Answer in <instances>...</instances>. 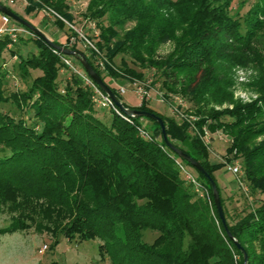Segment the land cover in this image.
Returning a JSON list of instances; mask_svg holds the SVG:
<instances>
[{
	"label": "trees",
	"instance_id": "16d2710c",
	"mask_svg": "<svg viewBox=\"0 0 264 264\" xmlns=\"http://www.w3.org/2000/svg\"><path fill=\"white\" fill-rule=\"evenodd\" d=\"M27 1L29 14L51 8L69 22L74 19L68 0ZM246 3L91 0L86 18L99 27L96 45L106 57L105 69L93 49L88 53L78 43L69 45L70 36L65 41L52 39L83 52L121 101L119 87L110 80L144 79L145 73L130 68L124 59L121 69H114L111 64L119 53H129L140 66L154 69L163 78L165 97L178 92L180 82L181 91L195 96L207 87L225 89L227 73H214L223 60L257 70L251 84L259 93L256 101L206 116L198 110L196 116L202 117L194 126L155 111L147 100L130 108L163 118L170 141L199 161L216 181L228 229L245 248L248 264H264V139L256 143L264 136V0H256L242 16ZM104 18L108 25H102ZM128 21L136 24L120 33L116 28ZM12 22L28 29L13 18ZM55 22L61 29L66 27L60 18ZM177 28L181 33L175 36ZM28 30L22 32L27 38L19 33L16 41L7 33L0 36V57L7 49L10 56H17L22 43L33 41L39 47L37 55H20L21 77L29 79L31 69L42 71L26 89L7 93V61L0 62V105L11 103L21 110L15 117L0 109V212L11 214L10 224L0 227V239L8 232L34 227L80 240L98 237L103 241L102 257L108 255L112 264H244L243 252L218 215L210 181L167 146L159 123L149 117H131L129 122L111 109L109 117H100L93 90L81 76L70 70V76L61 77L63 68L69 69L61 51ZM171 39L173 52L162 57L153 54V44ZM65 56L85 70L77 58ZM142 120L152 122L157 131ZM205 124L233 138L227 152L236 150L250 189L261 195L253 207L246 201L245 212L235 221L230 220L215 176L226 163L213 162L203 137L192 133L198 128L203 134ZM141 129L151 138L144 137ZM177 159L195 169L210 200L194 190ZM147 229L158 232L151 243L144 240Z\"/></svg>",
	"mask_w": 264,
	"mask_h": 264
},
{
	"label": "rangeland",
	"instance_id": "374dc122",
	"mask_svg": "<svg viewBox=\"0 0 264 264\" xmlns=\"http://www.w3.org/2000/svg\"><path fill=\"white\" fill-rule=\"evenodd\" d=\"M4 1L5 4L10 5L13 10L22 14L25 18L30 19L51 39L54 37L65 41L69 36L76 37L70 34V30H68V28H71L70 25H73L74 29H76V33L78 34L76 40L80 45L81 51L91 53V45L87 42V40H85V38H83V36L80 35L81 33L89 37L96 45L97 36H95L93 29L95 22L86 18L91 9V0H68L74 19L72 22H69L68 20H66L68 21L66 22L63 20V22L66 23V27L63 29H61L55 22L56 18L59 17L51 14L50 12L43 10L38 15L36 12H32L30 14L27 13L25 10L28 4L27 0ZM255 1L256 0H247L246 5L241 11L242 16L245 15V12ZM236 2H238V0H236ZM101 21L103 22L102 25H108V21L105 18L101 19ZM13 24L17 25L14 22ZM135 24L136 21H128L124 26L116 29H118L120 33H123L124 30L133 27ZM96 26V29H99L97 23ZM173 33L175 36L179 35V33H181V28H177ZM22 34L23 33H21V36L27 38L24 36L25 34ZM152 47L155 48V53L153 54H158L160 57L167 56L174 51L175 40L171 39L166 42L153 44L151 48ZM96 48L97 50L93 48L91 49L97 53V56H99L98 58H100L104 64V67L102 68L101 66L103 65H101L99 63V59H97L99 66L102 69H105V62L107 61L106 57L97 45ZM39 51V47L33 41H30L28 43L20 44L17 56H10L8 49L3 53L0 57V62H3L4 58L7 61V67L5 68V71H7V93L16 89H19L20 91L26 89V85L30 81H32L36 76L42 74V71L38 68L31 69L29 79H26L21 77L20 70L17 67L20 55L27 58L33 54L37 55ZM71 59L73 63L80 68L77 61L72 57ZM122 59L125 60L130 68L135 69L138 72L142 71L145 73L144 79L134 78L133 80H139L138 83L145 86V88L149 91L150 98L147 101L152 109L166 116L174 117L177 120L185 119L188 122H191L193 126L195 122L202 117L196 116V111L198 110L202 111V114H205L204 116H206L210 112L216 113L217 111L232 109L236 104L251 103L256 101L259 97V93L251 86L253 79L257 75V70H255L252 66L245 67L236 64L233 65L228 60H223L215 67L214 73L220 76L227 73V77H229V86L225 89L207 87V90L205 91H203V89L200 90L202 94L201 96H195L191 93L186 94L183 90L181 91L179 86H182L183 83L180 82L178 87L176 86L178 92H175V94L172 93L173 95L170 94L169 97H165V90L162 88L163 78L158 76L154 69L142 67L143 64L140 66L139 62H134L129 53L126 55L119 53L116 56L111 64L114 69H121ZM144 65H146V63ZM70 70L72 69L63 68L61 71V77L66 78L67 76H70ZM180 78L184 77L180 76ZM108 79H110V77H108ZM124 79L125 78H121L110 81L113 82L116 87L129 85V88H127V91L124 94L120 93L122 102H124L128 107H138L142 103V100L145 99H141V96L136 92L137 89L134 88L131 83V81H133L132 79ZM0 109L11 113L15 117H17L21 112L18 107L11 103L1 104ZM97 111L98 115L102 118L109 117L111 114L110 109L105 107L98 106ZM143 123L157 131L156 126L152 122L144 120ZM203 127L204 132L206 130L208 131L209 135L207 138H204V133L200 134V130L198 128H194L192 133L203 137L205 144L209 148L210 158L213 162L226 163L223 168L215 172V176L219 184L222 182L220 181L219 176H224V180L227 182L228 186L223 187V196L229 211L230 220H238L242 213L245 212L243 209L244 203L247 201L248 204H251L250 207H253L257 198L261 197V195H256L250 189L249 182L244 177L242 159L235 156L236 150L233 152H227L228 147L233 143V138L222 130H216L213 132L210 128H208L207 124ZM262 139H264V136L257 137L256 143ZM229 159H231L230 162ZM234 165H239L241 167L240 172L234 173L229 168ZM188 170L196 175L194 168L188 166ZM233 180L236 184L234 191H231L229 190V187ZM20 218L23 219L22 215ZM10 222L11 214L7 210L1 211L0 227H5L9 225ZM157 235V231H153L151 229L144 230V240L149 243L153 242ZM102 242L103 241L98 237L80 240L77 237L69 238L62 232L53 234L48 231H38L34 227L25 230L8 232L2 235L0 239V264H112L108 255L105 259L101 255L100 244Z\"/></svg>",
	"mask_w": 264,
	"mask_h": 264
},
{
	"label": "water",
	"instance_id": "95a60500",
	"mask_svg": "<svg viewBox=\"0 0 264 264\" xmlns=\"http://www.w3.org/2000/svg\"><path fill=\"white\" fill-rule=\"evenodd\" d=\"M0 11L2 13H5L9 15L14 20L18 21L22 25L26 26L28 29H30L35 35L42 38L48 45L51 47L61 51L62 53L66 55H71L79 60V62L82 64L86 72L93 78V80L100 86V88L108 94V96L113 100V102L118 106V108L128 115L129 117L138 118V117H149L152 119H155L161 128L162 136L167 144V146L172 149L174 152H176L179 157L189 162L192 166L197 168L201 173H203L208 180L210 181V184L213 189V196H214V202L216 204V207L218 209V215L222 222L224 223L228 236L234 241L237 248L243 252L244 257V264H248V254L245 250V248L242 246V244L234 237V235L230 232L227 226V221L225 217V212L222 206L221 202V195L218 189V186L216 184V181L212 178V176L208 173V171L205 169V167L197 160H195L192 156H190L188 153L177 147L173 142L170 141L167 135L166 131V125L162 117L157 115L154 112L136 109V108H130L124 105V103L118 98V96L114 93V91L109 87V85L103 80L102 76L94 69L90 61L88 60L87 56L77 50L72 49L70 47L59 45L56 42H54L45 32H43L39 27L35 26L31 22H29L24 17L20 16L18 13H16L14 10L9 8L8 6L4 5L0 2Z\"/></svg>",
	"mask_w": 264,
	"mask_h": 264
},
{
	"label": "built area",
	"instance_id": "2783aa9c",
	"mask_svg": "<svg viewBox=\"0 0 264 264\" xmlns=\"http://www.w3.org/2000/svg\"><path fill=\"white\" fill-rule=\"evenodd\" d=\"M46 12H50L53 15L58 16L60 19L65 20V18H63L60 14H58L57 12H55L54 10H52L51 8H47L46 10H44ZM68 22V21H66ZM12 18L5 14V13H1V24H0V36L3 34H9L11 36V38L13 39V41H16L18 39V35L19 33H30V31L28 29H25L23 27L17 26L12 24ZM93 29H94V34L95 36H98L100 31L97 28L96 29V23L95 25H93ZM70 27L72 29H74L73 25H70ZM76 31V29H74ZM81 36H83V38H85V40H87V42L91 45L90 49L93 48L95 50H97L96 45L93 43V41L87 37L85 34H80ZM77 37H70L69 39V43L70 45H73L75 43H77L76 40ZM58 51V50H55ZM62 53V52H61ZM64 56H62L63 61L66 63V65L72 69L75 73H77L78 75L81 76L84 84H86L88 87H90L93 90V100L94 102L100 106V107H105L108 109H111L113 111H115L116 113H118L119 115H121L122 117H124L127 121L132 122V120L130 119L131 117H129L128 115H126L125 113H123L118 106L113 102V100L108 96V94H106L101 88L100 86L93 80V78L86 72V70H83L79 67H77L72 59L70 57L65 56L66 54L62 53ZM99 57V56H98ZM99 59V63L103 66H101L102 68L104 67V64L102 62V60L100 58ZM139 81V80H138ZM137 80H133L131 81L132 85L134 88H136V92L141 96V99H145L148 100L150 98V94L149 91L145 88V86H142L138 83ZM127 88H129V85H123L119 87V92L121 94H124L127 91ZM141 133L144 137L147 138H151V135L146 131L141 129ZM208 131L206 130L204 132V138L208 137ZM178 165L180 166L181 170L185 173L188 181L193 185L194 190L203 198H206L208 200H210V195L209 192L207 191V189L203 186V184L201 183V181L198 179V177L196 175H194L192 172H190L188 170V166L186 165L185 162H183L180 159L176 160ZM234 173L240 172L241 167L239 165H234L233 167L230 166L229 167Z\"/></svg>",
	"mask_w": 264,
	"mask_h": 264
},
{
	"label": "crops",
	"instance_id": "0c3cea01",
	"mask_svg": "<svg viewBox=\"0 0 264 264\" xmlns=\"http://www.w3.org/2000/svg\"><path fill=\"white\" fill-rule=\"evenodd\" d=\"M0 24H1V12H0ZM13 24V23H12ZM219 178H220V181H222V182H220V186H221V189H222V192H223V187L224 186H228V184H227V182L224 180V176L223 175H220L219 176ZM219 183V182H218ZM235 181L233 180L232 181V183L230 184V187H229V190H231V191H234V189H235ZM227 189V188H226Z\"/></svg>",
	"mask_w": 264,
	"mask_h": 264
}]
</instances>
